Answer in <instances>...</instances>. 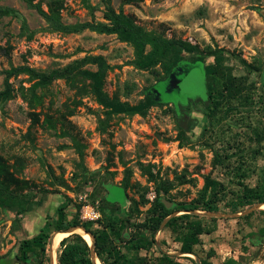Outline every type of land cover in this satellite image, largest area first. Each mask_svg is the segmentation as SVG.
Wrapping results in <instances>:
<instances>
[{
    "label": "rangeland",
    "instance_id": "rangeland-1",
    "mask_svg": "<svg viewBox=\"0 0 264 264\" xmlns=\"http://www.w3.org/2000/svg\"><path fill=\"white\" fill-rule=\"evenodd\" d=\"M55 1H64V23L93 20L81 0ZM48 2L42 1L45 10ZM123 2L112 0V5L118 11ZM91 4L98 9L95 21H103L101 1ZM0 6L21 16L0 21V90L2 72L12 66L96 71V66L78 62L103 56L113 68L104 88L111 97L131 105L146 97L157 103L146 117H113L107 132L101 133V120L107 115L85 87L87 82L78 81L74 88L66 79L55 80L37 90L29 104L22 97V88L31 85L28 76L10 80L15 98L0 106V158L20 182L12 183L11 189L32 210L21 216L0 208V264H24L20 243L35 236L27 231L33 228L28 219L41 227L47 220L55 223L60 206L70 224L90 230L92 236L107 233L104 257L110 264L114 259L120 264H197L181 254L185 240L193 244L201 264H264V208L256 202L243 206L245 198L264 185V0H142L124 6L146 30L200 47L202 54L185 53L182 62L203 56L210 64L214 59L207 55L208 48L223 49L224 79L236 85L232 98L219 97L218 109L195 103L187 117H180L178 106L153 91L162 69L156 68L157 74L129 65L134 51L115 35L40 32L46 23L22 0H0ZM23 18L38 31L31 41L19 37ZM205 83L204 68L198 64L183 77L181 90L167 95L186 105L205 98ZM159 88L166 93L164 84ZM142 165L146 172L150 168L157 173L154 182ZM208 177L216 182L207 198L215 195V212L193 209ZM163 185L171 187L168 193L161 191L160 199L171 211L165 219L172 218L153 231L150 221L158 219L152 209L156 189ZM109 186L120 188L122 195L110 193ZM143 234L153 238L154 246L133 250L134 242L144 243ZM50 241L42 264H50ZM61 249L60 243L58 256ZM38 262L31 254L30 264Z\"/></svg>",
    "mask_w": 264,
    "mask_h": 264
},
{
    "label": "trees",
    "instance_id": "trees-1",
    "mask_svg": "<svg viewBox=\"0 0 264 264\" xmlns=\"http://www.w3.org/2000/svg\"><path fill=\"white\" fill-rule=\"evenodd\" d=\"M28 9L36 11V13L44 20L46 26L42 28L40 32L49 34H62L73 35L82 34L85 31H90L98 35H115L118 40L132 47L134 51V59L129 62L134 68L140 71H147L157 73L156 68L162 69V74L159 75V83L165 82L170 78V75L178 67V65L184 60L183 54H202V50L198 45H194L189 41L181 39H168L164 35L158 34L155 31H148L143 26L136 23L133 16H129L124 11L125 5H130L132 2L142 0H124L122 5L116 11L112 5V0H100L104 6L103 21H95V12L98 10L96 6L91 4V0H81L85 8L89 11V15L93 18L91 22H77L75 24L64 23L62 12L64 11V1L49 0L47 9L45 10L42 5V1L35 3V0H22ZM5 17H21L19 13L12 8L0 6V21ZM22 25L20 28L19 37L26 38L27 41L33 40L38 31L31 30L26 19H22ZM3 48L0 47V52ZM208 56H212L213 63L207 64L203 56L198 57L193 63L201 62L203 64L205 77H206V94L207 99L198 98L191 100L186 105L173 104L180 108L181 116L187 117L195 103L204 104L206 108L218 109L220 105L219 97L224 100L225 94H228L229 99L232 98V92L236 89L234 81L230 86L229 81H225L223 75V49L212 50L208 48ZM219 52L215 55L214 53ZM78 63H87L97 67L96 71L77 69V72H71V67L56 69L53 71H37L29 68L28 66L13 67L9 70L3 71L4 89L0 90V106L6 102L15 98V90L10 80L20 75L28 76V81L31 83L29 88H22V97L28 101L29 104L36 99L37 90L46 89L55 80L66 79L69 84L78 88L77 82L86 84L85 87L89 89L90 93L95 98L98 105H100L107 115L105 121L101 120L99 130L101 133L107 132L108 121H111L113 117L118 115H126L128 117L140 116L146 117L148 110L157 105L156 101L151 97H146L137 105H131L128 102H122L117 97H111L105 91V80L108 72L113 69L103 56H87L80 60ZM222 81V82H221ZM27 95L29 99H27ZM218 95V96H217ZM174 114L177 115V110L174 109ZM31 128L28 130V136L31 135ZM182 135V134H181ZM142 171H145V167L142 165ZM145 175H148L150 182L155 181L156 174H153L151 169L148 168ZM19 185L20 182L12 173L4 167L3 161L0 158V208L4 210H14L18 215H26L32 209L28 205V202L19 196L14 190L11 189V184ZM216 182L209 177L206 178V184L203 191L200 193V199L195 204L193 209H201L205 211L215 212L217 209L214 206L215 195L208 198L210 188ZM126 187L129 185V181L125 182ZM167 187V188H165ZM163 190L164 193H168L171 190L170 186L163 185L156 189L157 197L153 204V210L158 213L157 221H150L156 230L158 225L171 214V211L167 210L164 204L161 202L160 193ZM244 207L251 206L256 203H264V185L255 193H252L249 197L245 198ZM201 207V208H198ZM234 210L237 209V205H233ZM59 218L55 223L47 220L39 233L33 238L25 239L20 243V260L24 264H30L31 254L39 258V262L36 264H42V258L46 257L47 245L50 241L51 235L56 231H64L70 227L78 226V224H70L66 221V212L64 206L58 208ZM188 217V216H184ZM170 223V222H169ZM89 232L90 230L87 229ZM96 239V253L102 264H110L104 257L108 254L107 242L109 236L107 233L102 232L100 237L93 234ZM142 242H134L132 249L140 251L143 249V245L148 247L154 246L155 242L153 238L149 239L147 235L141 237ZM183 243L181 251L184 253H194L197 255L191 242ZM136 243V244H135ZM61 251L58 256L57 264H93L91 260V251L86 241L79 235H71L61 241ZM213 252L208 254V257H212ZM164 259L172 263V258L163 256ZM18 258V259H19ZM190 259V258H189ZM193 261V260H192ZM114 264H120L116 259L113 260ZM234 261H228L226 264H234ZM208 264V263H202ZM236 264V263H235Z\"/></svg>",
    "mask_w": 264,
    "mask_h": 264
},
{
    "label": "water",
    "instance_id": "water-1",
    "mask_svg": "<svg viewBox=\"0 0 264 264\" xmlns=\"http://www.w3.org/2000/svg\"><path fill=\"white\" fill-rule=\"evenodd\" d=\"M202 65L203 64L201 62H197V63H188V62H181L178 67L173 71V73L170 75V78L165 81V82H162L160 84H164V87L166 86V93L164 92V94H161V90H160V84L154 86V89L153 91L156 92L158 95H162V96H166V98H164V100L166 102H172L174 104H177L173 99H170L169 96L167 94H170L174 91H180L181 90V84H182V81H183V77L187 76L189 74V72L195 68L196 65ZM204 100L207 99V94L205 96V98H203ZM107 190L112 193V194H115L116 196H121L122 195V191L120 188L116 187V186H109L107 187ZM166 206H169L168 203H165ZM262 205L264 206V203H261V204H258L257 207H262ZM212 214V213H210ZM172 218V216H170L169 218L165 219L164 222H163V225H165L170 219ZM78 228H81L82 230H84V232L88 233L92 239H93V242L91 245H89V248H90V251H91V260H92V263L93 264H96V259H98V256H97V253L95 251V239L94 237L92 236L91 233H89L86 229L82 228V227H79L77 226ZM75 228H72L70 227L69 229L67 230H64V231H56L57 233H69V236L71 235H78L76 234L74 231ZM56 232H54V234H56ZM54 234L53 236L51 237V241H52V238L54 237ZM68 236V237H69ZM80 236V235H79ZM51 241H50V244H51ZM51 246V245H50ZM182 255H186V253H181ZM188 254H191L192 257L196 260L197 264H201L199 258L197 257V255H195L194 253H188ZM50 264H53L52 263V258H51V249H50Z\"/></svg>",
    "mask_w": 264,
    "mask_h": 264
},
{
    "label": "bare ground",
    "instance_id": "bare-ground-1",
    "mask_svg": "<svg viewBox=\"0 0 264 264\" xmlns=\"http://www.w3.org/2000/svg\"><path fill=\"white\" fill-rule=\"evenodd\" d=\"M262 207L264 208V206L262 205ZM72 228H75L73 232H75L76 234L80 235L88 245H91L92 242H93V239L92 237L84 232V230H82L81 228H78L77 226H74ZM67 236H69V233H57L54 234V237L52 238V241H51V246H50V249H51V258H52V263L53 264H57V249L59 248V245L61 243V241L63 239H65ZM185 256H188V257H192L191 254H188L186 253ZM193 258V257H192ZM57 260V261H56ZM96 264H102L101 261L98 259H96Z\"/></svg>",
    "mask_w": 264,
    "mask_h": 264
},
{
    "label": "crops",
    "instance_id": "crops-1",
    "mask_svg": "<svg viewBox=\"0 0 264 264\" xmlns=\"http://www.w3.org/2000/svg\"><path fill=\"white\" fill-rule=\"evenodd\" d=\"M62 204V203H61ZM61 204H59V205H61ZM61 207V206H60ZM59 208V207H58ZM58 211V210H57ZM30 219V218H29ZM28 219V225H30L31 227H33V228H30V230H27L28 231V233H30V234H34L35 236L39 233V231H40V229L42 228L41 227V224H35V221L34 222H32V220L30 221ZM34 220H37L36 219V217L35 218H33ZM28 229V228H27Z\"/></svg>",
    "mask_w": 264,
    "mask_h": 264
},
{
    "label": "flooded vegetation",
    "instance_id": "flooded-vegetation-1",
    "mask_svg": "<svg viewBox=\"0 0 264 264\" xmlns=\"http://www.w3.org/2000/svg\"><path fill=\"white\" fill-rule=\"evenodd\" d=\"M160 96H162V95H160Z\"/></svg>",
    "mask_w": 264,
    "mask_h": 264
}]
</instances>
